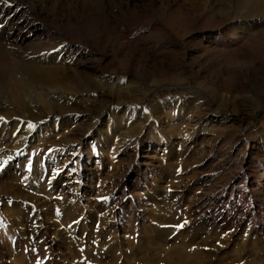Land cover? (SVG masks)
Wrapping results in <instances>:
<instances>
[{
  "label": "rangeland",
  "instance_id": "374dc122",
  "mask_svg": "<svg viewBox=\"0 0 264 264\" xmlns=\"http://www.w3.org/2000/svg\"><path fill=\"white\" fill-rule=\"evenodd\" d=\"M17 8L34 25L0 27V264H264V0H0ZM34 111L53 132L15 147Z\"/></svg>",
  "mask_w": 264,
  "mask_h": 264
},
{
  "label": "bare ground",
  "instance_id": "6f19581e",
  "mask_svg": "<svg viewBox=\"0 0 264 264\" xmlns=\"http://www.w3.org/2000/svg\"><path fill=\"white\" fill-rule=\"evenodd\" d=\"M17 9L18 10H14L11 14H9V16L8 15L6 16L5 14L4 15L0 14V27H2L4 24H11L13 26H21L22 28H31L34 25V20H33V17L31 16L32 14L29 11H26V10L22 11L23 16L26 17V20H23V18H18L16 16L18 11H20V8H17ZM235 35L236 34H234L233 36L235 37ZM70 61L72 63H75V57L74 56H70ZM53 73H55V72H53ZM100 76L101 77L99 79H103L104 78L103 74H100ZM118 82L122 83L121 80H119ZM87 85H88L87 88H89L90 86L93 89H95V88L98 89L99 88V83L96 82V81L88 82ZM129 85H133V84L129 83ZM94 92L96 93V90ZM190 92H191V96H189V99H193V98L194 99H198V97L196 96V94H199L198 89L190 90ZM65 100L68 101L69 97L66 96L65 98H62V100H54V101H53V98H52L49 102H46L43 105L49 106L51 108H54V106H56L55 105L56 103H54V102H63ZM51 101H53V102H51ZM64 105H65V103L63 104V106ZM127 106L132 108L133 111L137 112L138 114H141V113L142 114L143 113L148 114L150 112V109L148 107H146L140 113L139 110H138V108H139L138 107L139 106L138 103H135V104L127 103ZM60 109H62V108L60 107ZM37 116H39L41 118V123L42 124H34V125H32V126H30L28 128L23 127V125L19 126V124L21 122L19 123L18 120H20L23 117L20 118V116H18V118H19L18 120H17V118H15L17 122L15 121L16 125H14V128H13L14 130H12V135L16 139L15 147L23 146L25 144L32 145L34 142L38 141V138H40V136L43 133H48V132H51V131L53 132L54 127L51 126V128H50L49 122L52 121V119L55 120L54 119V117L56 116L55 113H53V115H52V113H48V114H46L44 116L38 115V111H34V112L31 113V117L35 118ZM106 118L107 117H101V122L102 123L96 122L95 124L94 123L91 124L88 127V131L86 133H88L90 131L94 132V134L95 133H99L100 135H105L106 133H108L109 130H110V127H109V123L105 122ZM81 119L82 118H79V120H81ZM0 124H1V122H0ZM55 125L56 124H54V126ZM6 132L8 134L7 130L6 131L2 130L1 134L2 135L6 134ZM86 133H84V132L80 133L78 140L80 141V139L83 138L86 135ZM89 162H91L90 159H88L87 163H89ZM262 179H263V175H262L261 180ZM259 185H260V183L258 184V186ZM85 264H95V262L88 261Z\"/></svg>",
  "mask_w": 264,
  "mask_h": 264
},
{
  "label": "snow or ice",
  "instance_id": "6c2138e0",
  "mask_svg": "<svg viewBox=\"0 0 264 264\" xmlns=\"http://www.w3.org/2000/svg\"><path fill=\"white\" fill-rule=\"evenodd\" d=\"M9 6H11V5H9ZM182 226V225H181Z\"/></svg>",
  "mask_w": 264,
  "mask_h": 264
}]
</instances>
